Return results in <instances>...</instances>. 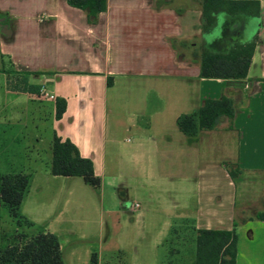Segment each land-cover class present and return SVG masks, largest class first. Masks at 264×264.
<instances>
[{"label": "crops", "instance_id": "0c3cea01", "mask_svg": "<svg viewBox=\"0 0 264 264\" xmlns=\"http://www.w3.org/2000/svg\"><path fill=\"white\" fill-rule=\"evenodd\" d=\"M256 1L258 17L223 12L206 33L204 0H108L95 21L67 0H0V155L6 160L14 149L24 155L16 168L0 174L29 176L19 215L58 236L65 264H89L94 251L99 264H158L159 247L163 264H194L198 230L234 226L237 263L264 264V220L256 218L264 211V0ZM218 29L222 33L216 35ZM248 41L256 48L246 78L201 77L203 48L226 53ZM37 87L39 92L30 90ZM223 95L237 99L232 120L224 118L197 137L179 130L181 114ZM58 98L66 101L59 119ZM123 128L137 137L126 159L117 140ZM54 135L71 140L93 161L100 185L83 180L101 192L104 204L105 181H125L120 197L116 193L121 204L103 207L98 240L90 236L89 190L78 177L51 173ZM44 143L48 155L42 158ZM169 159L195 172L152 176L163 186V212L140 210L130 220L139 202L129 198L126 168L134 165L132 176L140 177L168 169ZM227 165L239 171L236 177ZM106 213L132 224L126 239L132 235L135 241L149 226L155 241L142 250L133 247L129 262L117 259L127 254L124 245L105 258L103 246L112 233ZM153 217L161 222L154 224ZM13 219L0 205V232ZM187 232L186 247L181 234Z\"/></svg>", "mask_w": 264, "mask_h": 264}, {"label": "trees", "instance_id": "16d2710c", "mask_svg": "<svg viewBox=\"0 0 264 264\" xmlns=\"http://www.w3.org/2000/svg\"><path fill=\"white\" fill-rule=\"evenodd\" d=\"M68 4L83 9L90 21L107 10L108 0H67ZM230 15H260V3L256 0H204L202 14L203 31L209 32L216 26L220 13ZM256 43L238 42L226 53L213 52L203 48L200 58V75L204 78L242 79L248 76ZM25 81V80H24ZM108 84H112L110 77ZM39 92L40 87L31 88ZM237 109V99L223 95L219 99H207L201 107L177 118L179 130L187 137H197L202 130L217 129L224 118L232 120ZM66 110L65 99H56V118ZM232 177L237 169L228 166ZM51 173L56 176L82 177L93 187L100 185L94 163L83 157L76 145L69 139L54 135L52 141ZM29 184L27 174H0V205H5L20 230L0 232V264H65L57 235L39 230L37 226L19 215V208ZM264 220V211L256 215ZM30 230L28 232L27 230ZM34 229L36 231H34ZM238 234L232 230L200 229L196 238V260L194 264H238ZM89 264H99L97 252L91 254Z\"/></svg>", "mask_w": 264, "mask_h": 264}, {"label": "rangeland", "instance_id": "374dc122", "mask_svg": "<svg viewBox=\"0 0 264 264\" xmlns=\"http://www.w3.org/2000/svg\"><path fill=\"white\" fill-rule=\"evenodd\" d=\"M221 29L216 30L215 34H221ZM119 142V146L121 148V155L123 156L124 159L127 158L129 154V150L132 146H134L137 143V137L126 130L125 128L119 130V135L117 138ZM44 150L42 153V158H45L48 155V147L46 143L43 144ZM20 150V149H19ZM18 149H14L15 153H10L6 158L9 159V162H7V159L5 160L2 155H0V170H7L10 167H17V165L20 164V161L22 160L23 156L22 153L19 152ZM128 152V154H127ZM29 154L31 157H34V149L30 147V152ZM155 155H153L154 157ZM167 161H170L168 163V169H160V167H157L156 169L153 170V172L148 171V173H143L140 177H134L132 176L134 172V165L132 166L131 170H128L126 168V172H129L128 174H125L124 179H127L126 182L129 184V198L132 202L138 201L142 207L141 209H137L133 214L130 213V220L131 216H134L136 212L140 210H148L152 213H162L163 212V198L165 197L164 193L160 191V189L163 190V186L161 188L155 183V180L152 176L156 175L155 177L161 176L163 173L170 174L171 176H174L178 178L182 172L190 174L191 172H195L194 169H192L191 166L187 165L185 166V169H181L178 167L177 163L173 161V159H169ZM44 166V163H42ZM226 166V165H225ZM229 166V165H228ZM194 170V171H193ZM78 181L83 185V187H86L89 190V193H91V197L93 199L94 205L92 203L91 207L88 208L87 210V217L91 221V229H90V236L94 238L95 240H98L102 237V232H101V226H100V221H101V216L103 217V207L105 206L106 208L108 207H117L121 204V201L118 199V202H116L117 195H121L120 192V183L125 182L124 180H120V182H115L112 180H106L105 181V191H106V197H105V204L103 203L101 199V192H97L96 190H93L90 186H87L85 184L83 178H76ZM141 181V182H139ZM139 183H145L140 185ZM147 185V186H146ZM138 187V188H137ZM118 192V193H117ZM117 193V195H116ZM2 213H5V209L1 208ZM6 214V213H5ZM106 216L108 218V221L110 223L111 227V237L108 243L103 246V251H104V256L105 258H110L111 252H117L119 251V247L122 245L128 246L127 249V254L123 253H118L117 259L118 261H130L131 258V249L135 246L142 250L143 248L149 247L150 244L155 241V237H157L156 233H150L147 229L151 227H147L144 234L140 235V237L137 236V239L134 241L131 235V239L128 240L126 239L127 237L125 236L124 232L127 229H130L132 227V224L124 223L125 219L122 216H115L112 213H106ZM129 216V215H128ZM154 218V217H153ZM157 217L154 218L153 222L154 224H157L158 222H161L160 219H156ZM17 227L15 219H13L11 226H7L8 230H12L13 228ZM20 230L24 229L25 226L17 227ZM238 234V233H237ZM239 236V235H238ZM182 239H185L184 243L185 245H190L191 242V235L189 232L181 234ZM196 237V236H195ZM154 239V240H153ZM239 240V237H238ZM186 245V247H187ZM132 246V247H130ZM164 247H159L157 250L158 254V264H163V254H164ZM250 250L246 248L244 250V253H249ZM188 257V255H187ZM186 257V259H187ZM188 260V259H187ZM186 260V262H187Z\"/></svg>", "mask_w": 264, "mask_h": 264}, {"label": "built area", "instance_id": "2783aa9c", "mask_svg": "<svg viewBox=\"0 0 264 264\" xmlns=\"http://www.w3.org/2000/svg\"><path fill=\"white\" fill-rule=\"evenodd\" d=\"M139 207H140L139 203H134L132 206L134 210H137Z\"/></svg>", "mask_w": 264, "mask_h": 264}]
</instances>
